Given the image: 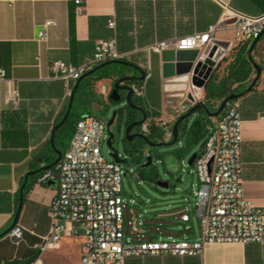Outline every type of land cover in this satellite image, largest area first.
<instances>
[{
  "label": "crops",
  "instance_id": "1",
  "mask_svg": "<svg viewBox=\"0 0 264 264\" xmlns=\"http://www.w3.org/2000/svg\"><path fill=\"white\" fill-rule=\"evenodd\" d=\"M228 11L259 15L264 13V0H80L78 4L74 0H0V69L18 93L16 104L0 97V234L15 217L26 173L57 157L50 137L69 96L64 82L51 75L53 61L80 65L91 57L96 41L114 38L123 60L140 69L127 75L144 76L137 80L144 93L139 105L153 119L165 122L172 106L165 100L161 52L150 46L205 31ZM45 20L54 25L47 29L46 42L39 43L38 31ZM215 39L230 43L215 71L220 78L237 45L233 24L218 31ZM250 55L264 60V40L260 38ZM260 69L252 88L247 91L254 80L249 77L240 86L244 92L236 98L242 121V196L257 206L264 205V68ZM114 81L113 76L94 81L92 111L101 108L98 97L108 100L102 90L110 93ZM0 88L4 94L7 82ZM71 135L56 130L55 150L63 153ZM38 176H29L25 194L23 189L17 220L23 229L22 240L15 244L7 234L0 237V263L80 264L81 235L63 236L56 248H38L49 230L48 208L54 196V185L38 183ZM125 264H264V243H206L196 256L145 255L128 257Z\"/></svg>",
  "mask_w": 264,
  "mask_h": 264
},
{
  "label": "built area",
  "instance_id": "2",
  "mask_svg": "<svg viewBox=\"0 0 264 264\" xmlns=\"http://www.w3.org/2000/svg\"><path fill=\"white\" fill-rule=\"evenodd\" d=\"M74 1L77 4L80 2ZM229 23L233 24L237 43L250 44L264 31V13L247 15L228 11L218 24L205 31L168 39L150 46V49L155 52L195 50L197 54L193 65L209 58L213 62L211 77L230 49L228 42V49L214 59L220 49L215 44V35ZM52 25V20L40 24L37 35L39 43L46 42L47 29ZM108 25L112 26L113 23L109 22ZM214 47L216 49L210 55ZM123 59L124 54L117 50L114 38L101 39L96 41L91 57L80 65L56 60L51 63L50 72L53 78L64 82L66 94L70 96L73 84L85 72L104 62ZM190 76L186 74L185 80L180 82L164 80L165 86H184L183 89H164L167 105L172 106L170 119L165 122L155 120L144 110L145 119L136 132L148 137L150 126L155 125L163 131L161 140L172 138V127L166 125L174 123L179 115L201 102L204 92V86L191 84ZM3 81L7 82V89L2 94L0 88V97L7 103L16 104L18 93L6 78L5 71L0 69V84ZM129 86L132 100L141 106L139 103L144 96L141 84L135 81ZM102 94L108 96L109 92L103 89ZM211 121L207 126L203 150L192 163L198 177L192 202L198 225L196 235L192 225H186L191 222L187 211L176 216L184 224L185 231L177 238L172 235L156 237L140 225L138 216H134L129 208V201L123 197L122 166L107 161L100 150L106 122L89 115L76 122L59 161L53 168L42 171L37 178L38 183L45 185L54 182V196L48 208L49 230L41 238L38 245L40 251L56 248L63 236L81 235L80 264H125L128 257L145 255L196 256L201 254L206 243H264V205H254L242 196L239 101H228L223 111L217 117H211ZM125 210L128 211V218ZM188 231H192V234ZM22 232V227L16 224L7 235L13 243L18 244L22 240Z\"/></svg>",
  "mask_w": 264,
  "mask_h": 264
},
{
  "label": "rangeland",
  "instance_id": "3",
  "mask_svg": "<svg viewBox=\"0 0 264 264\" xmlns=\"http://www.w3.org/2000/svg\"><path fill=\"white\" fill-rule=\"evenodd\" d=\"M261 40H264V35H262ZM252 60L260 68H264V60L258 57L256 59L252 58ZM253 71L250 76L251 80L256 77V70ZM203 95L204 93L202 92L201 102L204 100ZM98 98L99 100L97 101L101 108L91 110V115L105 122L108 121L114 110L124 106V99H121L117 103H111L107 99L104 100L102 96ZM195 118V113L190 115L187 126ZM111 130L114 133L113 147L116 149L119 157L125 160L121 164L123 168V197L129 201V208L134 213V216H138L140 225L156 237L172 235L177 238L185 231L183 230L184 224L180 223L176 219V216L187 211L190 213L191 222L186 225L191 224L193 232H197L198 225L192 202L193 190L197 186L198 177L195 168L193 165H189L188 161L193 154H200L203 150L207 132L197 142H193L190 137L187 139L179 137L175 142L171 141L172 138L164 141L158 140L157 143H163L160 146L150 147L145 144L143 147V159L150 155L152 160L151 165L142 170L139 164L129 162V156L124 151L125 127L122 124L116 126L114 123ZM107 137V132H105L101 140L100 150L107 161H113L110 156V149L106 144ZM153 171H156L158 175L155 180L148 178L149 173ZM157 181L167 182L168 186L161 187L157 184ZM125 213L128 218V211L125 210ZM127 229L128 227L125 228V231ZM188 232L192 234V231Z\"/></svg>",
  "mask_w": 264,
  "mask_h": 264
},
{
  "label": "water",
  "instance_id": "4",
  "mask_svg": "<svg viewBox=\"0 0 264 264\" xmlns=\"http://www.w3.org/2000/svg\"><path fill=\"white\" fill-rule=\"evenodd\" d=\"M262 35H264V31H262L259 34V36L256 37L252 41V43L250 45V49H249L250 53L252 52V50L254 49V47L256 46V44L258 43L260 38L262 37ZM215 44H217L220 48L214 57V59H218L223 54V51L228 49L229 43L227 41L216 40ZM196 54H197V51H195V50H181V51L162 50L161 51V59L163 62L162 78L164 80H169L170 82H180V81L185 80L184 76L186 74H191V76H190L191 84L196 86V87H203L205 82L209 79V77L211 75L213 62L209 58H207L204 62H197L195 65H193V60L195 59ZM111 63L126 65V66H129L136 71L140 70L137 66H135V65H133L127 61L112 60V61H107V62H104L100 65L93 67L92 69L85 72L75 82L73 89L71 91V94L69 96L65 112H64L61 120L54 126L53 131H52V135L50 137V145L54 149V152L56 153L57 157L51 164L44 166V167H41L35 171H31V172L26 173V175L24 176L23 183L19 189V202H18V207H17V212L15 214V217H14L11 225L5 231H3L0 234V237L7 234L17 224L19 211H20V208L22 206L23 189L26 186V182H27L28 177L32 176V175L39 174L44 170L50 169L61 158L62 152L55 150V148H54L55 131L58 130L59 127L68 118L69 112H70V110L72 108V104H73L74 93H75L80 81L83 78L90 76L95 71L99 70L100 68H102L108 64H111ZM253 68L256 70V77L252 81L251 85L247 88V91H249L252 88V86L255 84L256 80L259 78L260 73H261L260 67L255 62H253ZM143 78H144L143 74L140 77H136L133 75H124V76L118 77L117 79H115L113 86L110 90V93L108 94L109 102H111V103H117L123 98L125 100L124 106L119 107L117 110H114L112 112L111 117L106 122V132L108 135V137L106 139V144L110 149V156L112 157L113 161L120 164V165L124 163V159H121L119 157L116 149L113 147L114 133L111 130V127L114 123L116 126H120L122 124L125 127L124 139L128 142H132L135 139H140L144 142V145L146 144L150 147L160 146L163 144L162 142H159V143L152 142L149 140V138L146 135H144L140 132L134 131V129H136L138 126H140L143 123V121L145 119V113H144V109L141 106L136 105L135 102L132 100V98H131L132 89L129 86V84L132 82H135L137 80H142ZM174 88L183 89L184 86L183 85H178V86L167 85L164 87L165 90H170V89H174ZM237 97H238L237 94H232V95H229L228 97H226L225 99H223L218 104L217 109L214 112H209V116L210 117H217L225 108L226 103L230 100L236 99ZM126 108H130L132 110H135L136 112H138L139 114L142 115V118L139 120H133V121L128 123V115L126 112ZM201 108L205 109V106L202 102H199L176 118V120L174 121V123L172 125V141L173 142H175L178 139L180 124L182 122H187L190 115H192L195 112V110L201 109ZM119 110H122L121 115L117 114V112ZM196 155L197 154H193L190 157V159L188 161L189 165H192L194 159L196 158ZM151 160H152V157L150 155L146 156V163L143 164L142 167L149 166L151 164ZM49 184L53 185L54 182L51 181ZM157 184L161 187H167L168 186L167 182L157 181Z\"/></svg>",
  "mask_w": 264,
  "mask_h": 264
},
{
  "label": "trees",
  "instance_id": "5",
  "mask_svg": "<svg viewBox=\"0 0 264 264\" xmlns=\"http://www.w3.org/2000/svg\"><path fill=\"white\" fill-rule=\"evenodd\" d=\"M249 49L250 45H248L246 42L237 43V45L232 48L231 51L233 52V59L226 67L224 74L218 78L217 73L214 72L203 87L204 100L202 103L204 104L205 109L201 108L195 110L194 113L196 114V118L189 126H187L188 121L182 122L180 124V136L178 135V138L185 137L187 139L190 137L193 142H197V140L204 136L207 132V126L211 121L209 112H214L217 109V102L219 100L225 99L229 95H238V93L244 92V90L240 89V86L250 77L251 73L253 72V61L251 59ZM132 71L133 69L129 66L111 63L95 71L90 76L83 78L74 93L73 104L68 118L59 127L57 133H67V135L70 136L74 130L76 122L83 117L91 115V105L94 101H96L93 91L94 81L104 77L108 78L110 76H113L115 79H117L118 77L127 75ZM65 109L58 118V121L61 120ZM126 112L128 115V123L135 120V118L139 116L138 112L130 108H126ZM117 114L121 115L122 110H119ZM162 134L163 131L160 128L156 127L155 125H151L148 138L152 142H157L158 140L162 139ZM123 146L124 151L129 156V162L139 164L140 169L142 170L146 168L142 167V165L146 163V157L143 159L144 142L142 140L135 139L132 142H128L124 139ZM53 167L54 165L51 168ZM157 177L158 175L156 171H153L148 175V178L154 180L157 179ZM27 189L28 187L24 189V194L27 192Z\"/></svg>",
  "mask_w": 264,
  "mask_h": 264
},
{
  "label": "flooded vegetation",
  "instance_id": "6",
  "mask_svg": "<svg viewBox=\"0 0 264 264\" xmlns=\"http://www.w3.org/2000/svg\"><path fill=\"white\" fill-rule=\"evenodd\" d=\"M127 85V84H126ZM140 115V114H139ZM139 119H141V116H137L136 118H135V120H139ZM135 131H136V129H135Z\"/></svg>",
  "mask_w": 264,
  "mask_h": 264
},
{
  "label": "bare ground",
  "instance_id": "7",
  "mask_svg": "<svg viewBox=\"0 0 264 264\" xmlns=\"http://www.w3.org/2000/svg\"><path fill=\"white\" fill-rule=\"evenodd\" d=\"M196 94H198V93L196 92Z\"/></svg>",
  "mask_w": 264,
  "mask_h": 264
}]
</instances>
